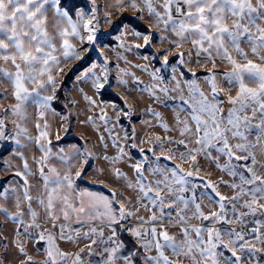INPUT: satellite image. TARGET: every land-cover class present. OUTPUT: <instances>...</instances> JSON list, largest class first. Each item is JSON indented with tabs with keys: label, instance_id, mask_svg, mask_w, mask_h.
<instances>
[{
	"label": "snow or ice",
	"instance_id": "6c2138e0",
	"mask_svg": "<svg viewBox=\"0 0 264 264\" xmlns=\"http://www.w3.org/2000/svg\"><path fill=\"white\" fill-rule=\"evenodd\" d=\"M0 264H264V0H0Z\"/></svg>",
	"mask_w": 264,
	"mask_h": 264
},
{
	"label": "rangeland",
	"instance_id": "374dc122",
	"mask_svg": "<svg viewBox=\"0 0 264 264\" xmlns=\"http://www.w3.org/2000/svg\"><path fill=\"white\" fill-rule=\"evenodd\" d=\"M77 131H79V129H77ZM72 135H75V133H73ZM70 142V140H65V143Z\"/></svg>",
	"mask_w": 264,
	"mask_h": 264
}]
</instances>
